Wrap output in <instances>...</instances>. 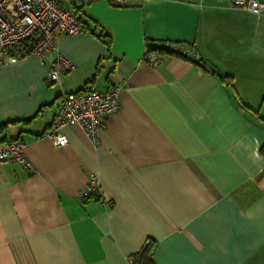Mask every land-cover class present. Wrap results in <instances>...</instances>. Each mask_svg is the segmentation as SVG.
<instances>
[{"label": "crops", "instance_id": "1", "mask_svg": "<svg viewBox=\"0 0 264 264\" xmlns=\"http://www.w3.org/2000/svg\"><path fill=\"white\" fill-rule=\"evenodd\" d=\"M80 6L86 34L57 40L74 65L60 85L35 57L0 65V140H22L31 164H0V264H131L148 238L154 264H264V13ZM152 41L189 42L201 62L152 67ZM116 86L97 146L78 125L61 128L64 147L44 135L61 90ZM91 174L99 194L83 199Z\"/></svg>", "mask_w": 264, "mask_h": 264}, {"label": "built area", "instance_id": "2", "mask_svg": "<svg viewBox=\"0 0 264 264\" xmlns=\"http://www.w3.org/2000/svg\"><path fill=\"white\" fill-rule=\"evenodd\" d=\"M96 0H74L92 2ZM120 5L127 0H107ZM198 2L200 0H189ZM231 6L244 9L259 16L264 13V1L230 0ZM86 34L85 27L77 20L70 8L57 0H0V65L15 64L29 57L46 67L49 80L61 84L60 75L71 71L74 65L61 55L57 40L61 35ZM168 56L183 58L193 63L201 62L195 47L189 42L152 41L147 42L142 60L156 67ZM120 87L105 91L64 92L61 90L57 112L45 131L57 148L68 144V138L61 132L65 125L80 126L91 143L97 146L99 134L105 119L119 107ZM24 142L19 139L0 140V164L17 161L28 168L31 164L24 155ZM99 183L91 174L87 185L80 191V197L88 199L99 194ZM151 240H145L149 245ZM132 264V261L130 260Z\"/></svg>", "mask_w": 264, "mask_h": 264}, {"label": "trees", "instance_id": "3", "mask_svg": "<svg viewBox=\"0 0 264 264\" xmlns=\"http://www.w3.org/2000/svg\"><path fill=\"white\" fill-rule=\"evenodd\" d=\"M57 2L60 5H64L70 8L77 17V20L86 28L85 24L83 23L79 15V12L81 11L80 4L82 2H79L78 4H76L74 0H57ZM103 38L106 37L104 36ZM106 41L108 42V40ZM82 91H87V90L81 89L77 92H82ZM151 253H152V241L149 245L143 246V248L138 253L130 256V260L132 261V264H154L151 258Z\"/></svg>", "mask_w": 264, "mask_h": 264}]
</instances>
